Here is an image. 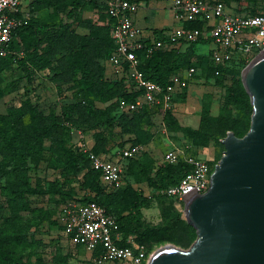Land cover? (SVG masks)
Instances as JSON below:
<instances>
[{
	"label": "trees",
	"instance_id": "1",
	"mask_svg": "<svg viewBox=\"0 0 264 264\" xmlns=\"http://www.w3.org/2000/svg\"><path fill=\"white\" fill-rule=\"evenodd\" d=\"M91 1L95 0H31L28 10L31 14V12L43 9L53 8L54 11H58L70 6L68 16L72 17L79 6ZM135 1L140 2L141 0ZM224 2L231 7L226 1ZM231 8L237 13H264V11L258 10L237 11L233 7ZM51 17L53 15L50 13L39 16L31 14L27 24L14 32L11 43L14 51L18 53L15 41L19 37L26 55L10 54L0 58V98L4 94L1 87L3 72L10 71L16 64L18 68L29 73L28 71H31L32 68L42 69L50 65L56 56L59 67L54 76L55 81L70 83L67 88H76V101L63 105L58 113H55L51 108L42 109L38 103H32L28 95H25L18 105H8L6 113H0V176L4 179L0 190L5 197L8 209V216L4 219V225L0 227V264H32L30 256L34 252H27V250L42 241L40 234L42 230L39 226L48 217L41 212L38 214L40 209L33 206L32 202L26 198L27 195L44 194L48 191L56 193L62 198L71 196L70 193L57 188L55 182L49 183L48 189H44L43 185L38 182L39 179H37L36 185H32L31 172L43 161L46 141L49 142L50 148L58 157L56 167H61L64 175L76 176L86 170L82 182L85 192L78 201L83 203L94 201L101 205L108 214L116 219L123 238L131 235L134 241H140L142 233L140 232L139 213L142 209L150 208L152 200H175L158 193V191L176 184L184 176L189 170V165L184 160L175 164L164 163L150 176L153 160L148 155L149 151L145 150L135 158H128L123 177L125 175L132 177L136 182L146 181L155 189V192L146 197L142 193L134 191L131 184H127L115 192L108 193L104 190L106 185L100 178V171L90 167L87 154L64 145L65 138L71 135L70 126L84 132L87 130V126H112L115 123L121 126L122 131L136 135L133 142L116 147L114 151H117L128 145L144 144L145 146L153 135L150 131L143 129V125H149L150 115L158 111L168 131L180 132L190 137L197 146H205L209 140L203 134L204 131L181 125L174 117L173 111L162 110L159 105L156 107L145 106L132 112H120L117 105L118 99L133 100L136 93L129 91L124 79L114 76L107 65V59L115 46L110 36V26L108 28L91 27L89 34L79 35L70 29V24L49 23L48 20ZM185 25L203 28L204 22H186ZM43 42L46 43L45 47H41ZM199 42L203 41L190 43L187 48L192 50L193 46ZM165 55L166 53L162 49L156 50L150 55L138 52V68L146 79L164 84L168 82L171 75L192 66L196 68L194 78H197L198 71L202 70V74L214 78L218 85H224L227 74L232 75L231 83L225 85L227 102L231 101L236 104L244 115H247L248 121L245 123L243 119L237 122L227 120L228 127L223 137L230 130L238 137L243 136L249 128L252 112L249 96L242 85L241 78L237 77L240 75L238 70L244 65L215 66L210 53L207 55L195 54L197 58L194 62H188L178 57L168 61ZM98 58H104L102 65L97 61ZM215 68H220V75H214ZM76 73H80L77 78L75 77ZM188 86L177 93L175 100L178 95H185ZM97 100L109 101V103L106 107L99 108L96 106ZM226 109L223 107L222 110ZM115 113L118 114L117 117ZM206 114L207 109L203 112V115ZM206 133H210V138L214 137L211 131L208 130ZM95 139L96 141L91 146L92 152L106 156L114 153V151L108 152L106 149L107 139L102 133L95 134ZM184 152L190 155H199L196 154V151L188 149H185ZM209 161L213 168L217 161L211 159ZM123 202L130 205V210L126 214H122L119 208ZM24 212L36 213L37 217L32 221L22 216ZM178 217L179 215H176V219ZM189 227L194 231L195 239V229L191 225ZM31 228L34 231H31ZM121 244L125 245L126 242L123 241ZM76 247L80 250L83 249L81 246ZM58 252L56 258L60 263L65 264L66 256H62ZM92 263L94 264L93 261Z\"/></svg>",
	"mask_w": 264,
	"mask_h": 264
},
{
	"label": "rangeland",
	"instance_id": "2",
	"mask_svg": "<svg viewBox=\"0 0 264 264\" xmlns=\"http://www.w3.org/2000/svg\"><path fill=\"white\" fill-rule=\"evenodd\" d=\"M141 1L140 4L142 7L138 12L139 15L147 13L145 7L154 8L162 4L166 5V3H164L165 0ZM224 1L237 11H264V0ZM30 2L31 0H23V4L27 5V9L30 8ZM70 9V6H66L64 9H59L58 11L49 8L31 12V14L39 16L44 13H50L53 17L49 18V23L55 25L59 23L70 24V29L79 35L89 34L91 27L108 28L110 26L111 19L106 12L104 0L84 3L78 7L72 17L68 16V11ZM15 42L18 53L25 56L26 51L19 37L16 38ZM45 46L46 43L43 42L41 47ZM211 47L212 44L200 43L197 46V50L201 53H206ZM162 50L166 53L165 58L168 61H172L178 57L188 62H194L197 58V56L191 52L193 49H188L186 45H182L178 48L167 46ZM97 61L102 65L104 63V58H98ZM213 65L219 66L214 62ZM58 67L59 61L56 56L53 58L50 65L42 69L32 68L31 71H28L29 73L18 68L16 64L13 65L10 71L3 72L1 74V87L4 90V94L3 97L0 98V113H6L8 105H18L20 101L25 98V95H28L32 103H38L44 110L51 108L55 113H58L63 105L75 102L76 88H67L70 83H61L54 79ZM242 69L243 67L238 71L241 73ZM201 71H198L197 81L192 82L188 86L185 95L182 94L176 97L174 117L177 120L179 119L178 121H180V124L182 123L181 125L188 124L191 125L190 127L192 128L204 131L205 133H202L208 137V144L205 146H197L190 137L180 132L168 131L161 120L160 112H153L150 115V124L143 125V129L150 131L153 135L151 140L145 145L150 153L148 154L149 157L153 160V168L150 172V176L155 173L160 165L164 164L161 157L163 150H166L167 147L176 146L183 150L188 149L196 151V154L207 159L218 161L224 151V146L220 140L224 138V132L228 127L226 121L231 120L237 122L241 119H243L245 123L248 121L247 115H244L236 104L231 101L227 102L225 85L231 83L232 75L227 74L224 79V85H218L214 81V78L206 76L204 73L202 74ZM213 73L214 75H220V68H215ZM79 76L80 73H76L75 77L77 78ZM237 77H240V75ZM108 103L109 101L102 102L97 100L96 106L104 108ZM223 107L227 109L223 111ZM205 109H207V114L203 115ZM115 115L116 117L118 116L117 113H115ZM186 115H192L196 120L194 119V121L189 124L182 119V117H186ZM208 130L212 132L214 137L210 138V133H206ZM97 133H102L104 137H106L107 141L105 147L108 152H113L116 147H120L128 142H133L136 138L134 133L122 131L121 126L114 123L112 126H87V130L82 132V139H78L71 134L70 137L65 138L64 145L80 152V144L85 141L89 147H91L96 141L95 134ZM141 145L144 146V144ZM44 148L42 163L31 172L30 179L32 185H36L37 179H39L38 182L43 185L44 189H48L49 183L55 182L57 183V188L70 193L71 196L62 198L58 194L48 191L44 194L26 196L34 207L40 209L38 214L41 212L48 217L47 220L39 226L42 230L40 233L42 241L27 250V252H34V254L32 253L33 255L30 256V261L32 264H62L59 262L58 258H56V254L59 250L58 253L62 256H66L65 264H91L92 256L84 249L80 250L71 245L65 237L61 229V221L59 218V210L63 203L71 199L78 200L84 194L85 190L82 182L84 181L86 170L81 171L76 176L72 174L64 175L62 168L56 167L58 157L50 148L48 141L45 142ZM90 167L92 169L94 168L91 162ZM3 181L4 179L0 176V185ZM127 184H131V188L134 191L142 193L146 197L155 192V189L148 185L146 181L136 182L132 177H127L126 175L123 177L122 184L119 188L111 189L104 187V190L108 193L115 192L125 187ZM119 208L122 214H126L130 210V205L123 202L120 204ZM183 208V202L163 199L157 201L152 200L150 208L140 211V232L142 235L140 236V241L135 240V243L145 248L147 257H149L155 249L165 244H173L181 248H188L194 241V231L185 220ZM176 215H179L177 219ZM6 216H8V209L6 207L5 197L0 190V227L4 225ZM22 216L32 221L37 217L36 213L33 214L29 212L22 213ZM30 230L34 231L33 228Z\"/></svg>",
	"mask_w": 264,
	"mask_h": 264
},
{
	"label": "built area",
	"instance_id": "3",
	"mask_svg": "<svg viewBox=\"0 0 264 264\" xmlns=\"http://www.w3.org/2000/svg\"><path fill=\"white\" fill-rule=\"evenodd\" d=\"M173 18L180 24L172 27L162 38L150 37L144 27L135 23L139 8L135 0H104L110 23V36L114 49L107 59L110 72L123 78L129 91L135 92L133 100L118 99L120 112H132L142 107L160 106L162 110L175 111V96L186 88L196 72L189 67L170 76L167 83L146 79L139 70L138 52L150 55L167 46L178 48L181 44L197 41L212 44L210 56L218 65H247L264 52V13L234 12L222 0H165ZM31 14L23 0H0V58L16 53L11 46L14 32L27 24ZM202 21L204 27H188L186 22ZM200 43V42H199ZM243 66V67H244ZM70 126V125H69ZM70 133L82 139L81 129L70 126ZM80 150L86 153L94 169L107 188L117 189L123 181V165L113 155L96 154L84 141ZM145 151L140 144L118 149L120 159L135 158ZM162 162L175 164L184 160L189 170L174 185L158 193L179 202L191 192L203 193L209 186L213 170L209 159L201 155L186 154L179 147H168L162 153ZM62 232L71 245L81 246L92 256L94 264H146L147 254L133 236L123 238L116 219L94 201L68 200L59 210ZM123 241L125 245L121 244Z\"/></svg>",
	"mask_w": 264,
	"mask_h": 264
},
{
	"label": "water",
	"instance_id": "4",
	"mask_svg": "<svg viewBox=\"0 0 264 264\" xmlns=\"http://www.w3.org/2000/svg\"><path fill=\"white\" fill-rule=\"evenodd\" d=\"M252 112L246 133L227 131L209 186L183 199L196 232L188 248L165 244L146 264H264V52L240 73Z\"/></svg>",
	"mask_w": 264,
	"mask_h": 264
},
{
	"label": "crops",
	"instance_id": "5",
	"mask_svg": "<svg viewBox=\"0 0 264 264\" xmlns=\"http://www.w3.org/2000/svg\"><path fill=\"white\" fill-rule=\"evenodd\" d=\"M141 2L142 1L139 2V8H138V11L135 14L134 20H135V23L138 26L144 27V28L147 29L146 31H147V35L148 36H150V37H156V38H162L164 36V34H166V32L168 30H170L172 27L180 24L179 21H176L173 18V14H172L171 10L169 9V4L166 1L164 2V3H166V5L165 4H162V5L156 6L154 8H151V7H149V8L147 7L146 8L145 7V9H147V13L140 14L139 15L138 12L140 11V9L142 7L141 4H140ZM140 22H142V23H140ZM199 44L200 43L195 44L193 46V52L195 54H204V55L209 54L210 49L206 53L199 52L197 50V46ZM182 45L188 46V44H181L180 46H182ZM180 72H182V71H180ZM196 81H197V79L193 77V79L190 82V84L192 82H196ZM175 105H176V103H175ZM182 119H184L185 121H187V123L190 124L192 121H194L195 117H193L192 115H186V117H182ZM185 126H191V125L186 124ZM172 147H176V146H172ZM144 148H145V150H148L145 146H144ZM115 151L112 154L113 155V158L120 161V163L123 165V171H124L128 159L126 160V159H120V158H118L117 155H115L116 154ZM164 151L165 150H163V152Z\"/></svg>",
	"mask_w": 264,
	"mask_h": 264
}]
</instances>
